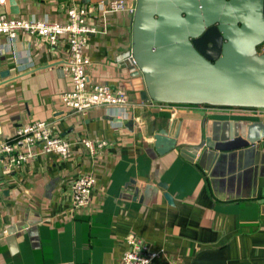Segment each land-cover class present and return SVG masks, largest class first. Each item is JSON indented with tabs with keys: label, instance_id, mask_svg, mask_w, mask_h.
<instances>
[{
	"label": "crops",
	"instance_id": "obj_1",
	"mask_svg": "<svg viewBox=\"0 0 264 264\" xmlns=\"http://www.w3.org/2000/svg\"><path fill=\"white\" fill-rule=\"evenodd\" d=\"M108 1L0 5L7 16L56 21L67 20L69 5L93 7L96 31L84 47L89 85L106 83L128 96L124 109L75 112L60 98L71 88L63 69L67 41L49 44L19 31L11 43L0 35V138L45 120L71 147V157L61 159L35 145L30 159L9 169L0 157V264H121L131 235L162 250L148 264H167L169 257L182 264H264V135L245 178L220 181L229 175L210 177L179 154V147L199 141L207 117L264 124V109L246 114L190 104L159 107L136 97L127 87L130 64L116 58L131 50L135 0H123L125 9L117 11L106 8ZM159 129L176 137L163 154L153 148ZM83 138L108 143L90 154ZM82 173H91L95 184L88 204L73 209L70 183Z\"/></svg>",
	"mask_w": 264,
	"mask_h": 264
},
{
	"label": "water",
	"instance_id": "obj_2",
	"mask_svg": "<svg viewBox=\"0 0 264 264\" xmlns=\"http://www.w3.org/2000/svg\"><path fill=\"white\" fill-rule=\"evenodd\" d=\"M130 31L134 64L127 87L136 97L264 108V52L257 50L264 41V0H135ZM263 135L261 122L207 117L199 141L179 147V154L210 177L229 175L220 181L245 178ZM175 140L159 129L154 151L167 152Z\"/></svg>",
	"mask_w": 264,
	"mask_h": 264
},
{
	"label": "built area",
	"instance_id": "obj_3",
	"mask_svg": "<svg viewBox=\"0 0 264 264\" xmlns=\"http://www.w3.org/2000/svg\"><path fill=\"white\" fill-rule=\"evenodd\" d=\"M5 0H0L2 5ZM106 8L111 11L125 9L123 0H109ZM134 8V7H133ZM133 12V9H131ZM67 20H38L7 16L0 13V35L6 36L12 43L19 31L36 35L49 44H55L61 39L67 41V56L63 60V69L71 82V88L60 95L62 103L75 112L86 113L90 109L99 106H108L124 109L128 104V96L125 91L110 87L108 84H90L86 66L89 59L84 54L88 35L96 31L92 18L95 16L93 7L72 4L66 9ZM258 52H264V41L257 46ZM117 60H125L134 64L131 50L116 56ZM140 102V101H139ZM159 107H174L177 103L159 102ZM207 108L222 107L256 114L264 108L214 106L197 104ZM82 143L90 154L98 153L107 145L106 140H91L83 138ZM38 145L40 153L53 152L61 159L71 157L69 141L55 135L52 125L45 120H34L30 123L18 126L14 130L11 139L0 138V157L4 158L7 169L18 167L33 155L32 147ZM95 184V178L91 173H82L70 183V195L72 208L78 209L88 204L90 194ZM3 229L0 227V235ZM127 249L123 252L121 264H148L152 259L159 257L162 250H152L144 241L134 235L127 238ZM167 264H182L176 259L167 258Z\"/></svg>",
	"mask_w": 264,
	"mask_h": 264
}]
</instances>
